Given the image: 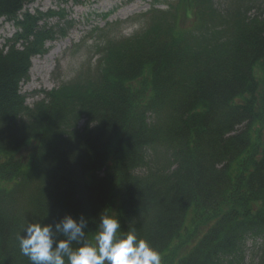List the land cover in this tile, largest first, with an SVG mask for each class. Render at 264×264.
Returning <instances> with one entry per match:
<instances>
[{
  "label": "trees",
  "instance_id": "16d2710c",
  "mask_svg": "<svg viewBox=\"0 0 264 264\" xmlns=\"http://www.w3.org/2000/svg\"><path fill=\"white\" fill-rule=\"evenodd\" d=\"M29 1L0 0L16 29L0 51V264H31L26 223L83 215L90 237L104 209L161 264H264V8H151L104 41L94 72L29 108L31 58L65 34L47 24L61 12Z\"/></svg>",
  "mask_w": 264,
  "mask_h": 264
},
{
  "label": "rangeland",
  "instance_id": "374dc122",
  "mask_svg": "<svg viewBox=\"0 0 264 264\" xmlns=\"http://www.w3.org/2000/svg\"><path fill=\"white\" fill-rule=\"evenodd\" d=\"M102 0H33L26 8L42 13L47 10L61 11L64 21L51 18L47 24L54 31L65 30V36L58 37L54 42H48L49 51L35 57L28 78L21 83V92L26 96V104L32 107L44 99L45 91L70 83L77 77L84 76L88 71L94 72L100 58L99 49L107 38H126L138 33L144 27V15L152 4L164 9L170 0H117L110 8L95 7ZM264 8V0H249ZM115 2V1H114ZM139 5L131 10H125L132 4ZM217 6H222L223 0H215ZM246 4V0H244ZM109 11L106 19L104 14ZM146 12V13H145ZM257 13L252 9L251 14ZM67 22H71L69 27ZM0 37L10 36V25L1 24ZM69 27V28H68ZM68 28V29H67ZM79 28V29H78ZM82 30L83 33H82ZM57 35H59L57 33Z\"/></svg>",
  "mask_w": 264,
  "mask_h": 264
},
{
  "label": "clouds",
  "instance_id": "9594fccd",
  "mask_svg": "<svg viewBox=\"0 0 264 264\" xmlns=\"http://www.w3.org/2000/svg\"><path fill=\"white\" fill-rule=\"evenodd\" d=\"M87 227L83 215L66 214L51 223L28 222L17 237L19 248L31 264H161L156 248L135 228L123 231L114 211L99 213L90 237Z\"/></svg>",
  "mask_w": 264,
  "mask_h": 264
},
{
  "label": "bare ground",
  "instance_id": "6f19581e",
  "mask_svg": "<svg viewBox=\"0 0 264 264\" xmlns=\"http://www.w3.org/2000/svg\"><path fill=\"white\" fill-rule=\"evenodd\" d=\"M112 5H113V0H102L97 5H95V7H107V9H110ZM138 5H139V2H136L135 4H132L129 7H127L125 10L133 11V9H135Z\"/></svg>",
  "mask_w": 264,
  "mask_h": 264
}]
</instances>
